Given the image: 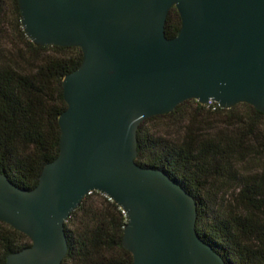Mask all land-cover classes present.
Instances as JSON below:
<instances>
[{
	"label": "water",
	"instance_id": "1",
	"mask_svg": "<svg viewBox=\"0 0 264 264\" xmlns=\"http://www.w3.org/2000/svg\"><path fill=\"white\" fill-rule=\"evenodd\" d=\"M39 45L79 46L63 79L59 156L39 184L0 173V220L32 239L8 264H62L65 223L100 191L128 215L132 264H228L197 230L198 203L165 171L140 165L138 130L187 99L264 112V0H19ZM176 6L177 36L166 23Z\"/></svg>",
	"mask_w": 264,
	"mask_h": 264
},
{
	"label": "trees",
	"instance_id": "2",
	"mask_svg": "<svg viewBox=\"0 0 264 264\" xmlns=\"http://www.w3.org/2000/svg\"><path fill=\"white\" fill-rule=\"evenodd\" d=\"M9 7L24 46L12 43L5 59L0 58V173L32 189L44 167L59 156V117L68 107L63 79L80 66L84 53L79 46L34 43L23 28L19 0H0V35ZM181 26L174 6L167 36H177ZM206 115L225 128L202 134ZM173 117L187 119L177 137L149 126ZM138 140L137 162L165 171L196 198L198 233L228 264H264V169L253 173L239 168L246 148L264 152V112L246 102L223 108L187 99L169 113L145 119ZM231 183L238 191L233 201L221 203ZM127 223L117 202L100 191L86 195L65 223L69 251L62 264H132L134 255L123 244ZM31 245L27 234L0 220V264Z\"/></svg>",
	"mask_w": 264,
	"mask_h": 264
},
{
	"label": "rangeland",
	"instance_id": "3",
	"mask_svg": "<svg viewBox=\"0 0 264 264\" xmlns=\"http://www.w3.org/2000/svg\"><path fill=\"white\" fill-rule=\"evenodd\" d=\"M12 7H9V14L7 15L6 22L4 23L3 27V33L0 35V58L5 59V49L8 50V48H12V45L14 44L17 48L23 47L24 42L20 35L18 34L17 30L13 28L12 24H15L16 21L13 18V12ZM8 22H11V25L8 24ZM5 32L7 38H5ZM13 43V44H12ZM179 117V116H178ZM187 122L186 117L185 118H165L161 120H154L150 122L149 126L150 128L155 131L156 133L163 134L170 137H177L182 134L183 126ZM220 128H225L224 124H221L217 121V119L214 116H208L201 118V123L199 130L202 134L216 131ZM257 147L251 146L246 148V150L243 152L244 156H239L240 162V169H242L245 172H259L262 169H264V152H256ZM237 184L231 183V187L229 190L225 191L224 194H222L219 198L221 203H229L230 201H233L235 193L238 191L236 190Z\"/></svg>",
	"mask_w": 264,
	"mask_h": 264
},
{
	"label": "built area",
	"instance_id": "4",
	"mask_svg": "<svg viewBox=\"0 0 264 264\" xmlns=\"http://www.w3.org/2000/svg\"><path fill=\"white\" fill-rule=\"evenodd\" d=\"M213 102L215 101H210L209 103H207L209 106H211L213 104Z\"/></svg>",
	"mask_w": 264,
	"mask_h": 264
}]
</instances>
